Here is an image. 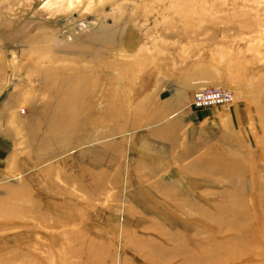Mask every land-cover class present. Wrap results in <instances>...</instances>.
<instances>
[{"label":"rangeland","instance_id":"obj_1","mask_svg":"<svg viewBox=\"0 0 264 264\" xmlns=\"http://www.w3.org/2000/svg\"><path fill=\"white\" fill-rule=\"evenodd\" d=\"M0 264H264V0H0Z\"/></svg>","mask_w":264,"mask_h":264},{"label":"built area","instance_id":"obj_2","mask_svg":"<svg viewBox=\"0 0 264 264\" xmlns=\"http://www.w3.org/2000/svg\"><path fill=\"white\" fill-rule=\"evenodd\" d=\"M227 90H199L193 94L192 104L196 107L227 103L231 96Z\"/></svg>","mask_w":264,"mask_h":264},{"label":"bare ground","instance_id":"obj_3","mask_svg":"<svg viewBox=\"0 0 264 264\" xmlns=\"http://www.w3.org/2000/svg\"><path fill=\"white\" fill-rule=\"evenodd\" d=\"M71 2H72V1H71ZM71 2L69 1V2H68V3H69L68 5H70V4H71ZM57 4H58V3H57ZM111 40H113V39L111 38Z\"/></svg>","mask_w":264,"mask_h":264}]
</instances>
